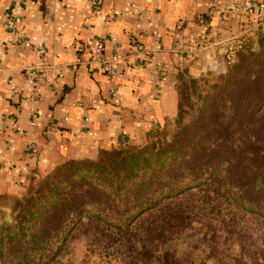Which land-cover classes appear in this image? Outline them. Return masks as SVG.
<instances>
[{
  "label": "crops",
  "instance_id": "crops-1",
  "mask_svg": "<svg viewBox=\"0 0 264 264\" xmlns=\"http://www.w3.org/2000/svg\"><path fill=\"white\" fill-rule=\"evenodd\" d=\"M242 1L99 0L95 12L89 0H0V197H22L33 175L66 161L142 145L173 122L181 83L226 71L229 44L261 36L246 32L248 18L233 10ZM9 10L31 48L5 29ZM98 39L106 60L120 48L113 81L93 62ZM31 65L48 73L34 105Z\"/></svg>",
  "mask_w": 264,
  "mask_h": 264
},
{
  "label": "rangeland",
  "instance_id": "rangeland-1",
  "mask_svg": "<svg viewBox=\"0 0 264 264\" xmlns=\"http://www.w3.org/2000/svg\"><path fill=\"white\" fill-rule=\"evenodd\" d=\"M178 90L181 106L177 118L163 129L149 133L146 143L134 147L160 150L166 145L189 146L191 150L185 151L184 160L177 162V169L183 173L190 170L209 173L198 180L202 184L199 188L164 202L159 217L153 218L147 212L134 220L133 226L151 228L154 220L155 225L160 226L162 222L170 225L177 234L173 251L179 252V264H264V221L234 204L224 187V181L230 176L247 189L263 165L264 36L251 39L226 71L211 70L197 80L184 81ZM198 134L194 141L192 138ZM118 148L121 146L115 149ZM58 167L43 175H33L22 197H0V227L15 226L18 212L25 209L28 198L41 204L42 187ZM74 192L78 199L83 198L96 207L102 206L98 201H104L96 197L98 201L91 203L89 197H81V189ZM240 192L247 194L242 189ZM75 206L78 208V203ZM109 211L123 214L130 210ZM90 213L87 210L77 220L53 264H162L143 254L150 251L153 255L162 254L159 242L140 235L139 241L125 245L116 235L113 223ZM9 257L12 258L4 249L0 264Z\"/></svg>",
  "mask_w": 264,
  "mask_h": 264
},
{
  "label": "trees",
  "instance_id": "trees-1",
  "mask_svg": "<svg viewBox=\"0 0 264 264\" xmlns=\"http://www.w3.org/2000/svg\"><path fill=\"white\" fill-rule=\"evenodd\" d=\"M198 137L199 134L192 139L195 141ZM187 149L189 146L177 148L166 145L160 150L155 147L140 150L134 145L123 144L121 148L102 151L95 162L69 160L60 164L51 182L48 180L47 185L42 187L44 200L41 204L28 198L25 209L18 212L15 226L0 227V254L3 255L4 249H7L12 256L2 264H53L61 255L77 220L87 210H91L93 217L113 223L116 235L125 245L139 241L140 235L149 236L150 240L161 244L162 254L153 255L151 251L143 254L162 264H179V252L173 251L177 234L170 229V225L166 222L155 225L154 220L151 228L138 229L133 222L147 212L153 218L159 217L164 202L177 199L202 185L198 180L209 171L200 173L190 170L183 173L177 169V162L184 160ZM262 161L259 175L247 189L230 176L224 181V187L234 204L264 221V157ZM77 189H81V197H89L91 203L98 201L96 197L104 199L98 201L102 206L96 207L83 198L78 199L74 192ZM240 189L247 194L239 193ZM76 210L81 211L78 213ZM109 210L130 211L114 214ZM154 251L157 253L158 250Z\"/></svg>",
  "mask_w": 264,
  "mask_h": 264
},
{
  "label": "built area",
  "instance_id": "built-area-1",
  "mask_svg": "<svg viewBox=\"0 0 264 264\" xmlns=\"http://www.w3.org/2000/svg\"><path fill=\"white\" fill-rule=\"evenodd\" d=\"M91 4V8L93 11H98L100 8L99 0H89ZM233 10L238 13L239 15L242 14L246 16L248 19L249 26L246 32L254 34V35H264V1L260 2L258 0H244L242 2L236 3L233 5ZM4 27L5 29L15 34L17 37V43L20 46L25 48H31V43L29 40L26 39L25 36L21 35L19 32V19L15 15L13 10H9L5 13L4 18ZM251 36H247L243 34L236 43H231L226 48V64L231 66L236 61L237 53L242 50L249 42ZM104 39H98L94 42L92 47L93 51V62L98 66L99 70H105L111 80L113 81L116 75V71L112 66V62H115L119 59V52L120 48H115V54L112 56L111 60L104 59L100 51L104 46ZM41 54V51H39ZM225 65V63H224ZM25 73L30 82L33 83V88L28 96V102L32 105L37 104V102L41 98V88L44 86L48 73L44 69H39L34 65L29 66L25 69ZM62 73L59 74V78H62ZM112 97H116V90H112L111 92ZM31 126H36L38 120V114L36 111L32 112L31 115ZM67 121V119H65ZM121 146V145H120ZM31 149L33 152H37L36 145H31Z\"/></svg>",
  "mask_w": 264,
  "mask_h": 264
}]
</instances>
